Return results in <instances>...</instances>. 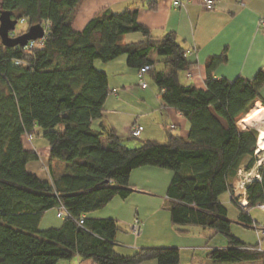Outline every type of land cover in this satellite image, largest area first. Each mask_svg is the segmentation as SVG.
<instances>
[{"label": "trees", "instance_id": "1", "mask_svg": "<svg viewBox=\"0 0 264 264\" xmlns=\"http://www.w3.org/2000/svg\"><path fill=\"white\" fill-rule=\"evenodd\" d=\"M82 1L0 0V12L10 11L29 27L40 23L46 32L32 48L8 47L0 38V264H59L75 256L96 264H179L176 247L119 253V220L93 215L115 197L128 198L134 192L131 173L144 166L172 172L167 209L174 226L180 231L210 228L226 237L227 248L208 253L211 264L264 259L257 245L234 235L220 199L228 191L233 195L231 181L242 165L250 170L257 160L259 130H242L235 117L257 100L264 104V67L252 79L216 78L212 72L227 60L223 51L207 60L205 88L184 84L181 73L194 63L175 33L154 39L138 20L137 9L105 10L77 30L72 17ZM156 4L149 0V7ZM136 32L146 39L123 42L125 35ZM123 55L138 71L152 66L147 73L164 101L190 124L187 137L170 131L164 143L147 139L130 147L129 138L114 128L93 127V121L103 117L110 93L108 74L96 62ZM157 64L164 68L157 69ZM40 136L50 149L45 178L28 169L41 156L27 147L26 138ZM54 162L64 164L60 173H55ZM259 171L261 180L247 186V207L232 197L239 207L238 221L247 227H260L248 211L264 201V166ZM62 208L66 214L59 216ZM52 209L61 223L40 227Z\"/></svg>", "mask_w": 264, "mask_h": 264}, {"label": "crops", "instance_id": "2", "mask_svg": "<svg viewBox=\"0 0 264 264\" xmlns=\"http://www.w3.org/2000/svg\"><path fill=\"white\" fill-rule=\"evenodd\" d=\"M135 9L138 10V20L150 28L154 39L173 32L180 44L188 50V59L194 65L181 73L184 84L205 88L208 77L207 60L211 56L221 55L223 51L227 52V60L212 72L216 78L233 80L242 76L252 79L264 67V0H215L212 9H206L201 0H192L180 7L173 6L172 0H157L156 8L149 7V0H83L74 12L72 25L75 29L82 30L91 18L105 10L121 13ZM145 39V36L136 32L125 35L123 42H140ZM96 66L108 74L110 93L104 105L103 117L93 121L94 128H114L120 136L129 138V141L135 139L130 132L136 124L143 127L139 137L142 141L160 140L159 138H165L170 131L183 137L188 136V120L164 101L162 92L150 73L145 76L148 86L141 88L139 71L128 66L125 55L107 63L97 61ZM156 68L163 69L164 66L157 64ZM260 95L264 98V85L260 89ZM103 141L107 142L106 137H103ZM26 143L27 147L38 150L41 156L40 160L29 163L28 169L43 178L47 177L45 165L47 166L49 158L48 143L39 137L26 138ZM53 165L55 173L63 170V163L54 162ZM171 177L172 172L165 168L144 166L134 169L130 176L134 192L126 199L115 197L93 215L113 217L126 225L116 236L115 249L119 253L133 254L142 248L156 246L176 247L180 250L179 264H211L208 253L212 249L227 248L226 237L213 229L188 227L185 231H180L173 226L170 217L165 218L161 214L160 217L157 214L155 221L150 219L152 213L168 210L167 189ZM236 178L231 181L232 186ZM159 192L166 197L156 200L155 196ZM226 193L232 200V193ZM142 195L149 197L146 202L149 210L144 209L145 200ZM220 199L223 202L222 196ZM246 201L248 203L247 199ZM256 209L262 211L258 207L249 208L248 211L256 221L255 225L261 226L264 221L253 214ZM54 210L45 213L40 227ZM239 212L232 217V221L243 228L237 231L233 229L234 235L248 245H257L264 252V238L259 240L257 228L247 227L238 221ZM134 217L141 218L142 231L139 235L134 234L131 229ZM54 222L51 224H55ZM49 226L52 225H46ZM185 253L189 256L185 257ZM60 263L96 264L92 259L79 256ZM142 264L158 262L149 260ZM230 264H264V259Z\"/></svg>", "mask_w": 264, "mask_h": 264}, {"label": "built area", "instance_id": "3", "mask_svg": "<svg viewBox=\"0 0 264 264\" xmlns=\"http://www.w3.org/2000/svg\"><path fill=\"white\" fill-rule=\"evenodd\" d=\"M189 1L190 0H172V4H173V6L180 7V6H183L184 3L189 2ZM201 2L206 9H212L215 6V0H201ZM262 24L264 26V19H262ZM43 39L30 41L26 47L32 48L35 46L36 42H38L39 40L41 42V41H43ZM19 64L23 65L22 62H19ZM151 69H152V66L148 65V64L142 66L139 69V77H140L139 86L141 88H146L148 86V83H147V80L145 79L146 78L145 76H146L147 72H149ZM142 131H143V127L136 124L132 127L131 134H132V136L138 137V136H140ZM259 170H258L257 174H254L251 170H247L249 172H246V171H244L243 167H241L238 170L237 178H239V182L236 183V181H235L233 183V197L237 198L239 203L243 207H247V204H248L246 201V199H247V193H246L247 186L251 182H253L254 180H261V174H260ZM242 189H244L243 192H242ZM244 201H246V204H243ZM257 207L264 212V201L262 203L258 204ZM65 214H66V210L62 208L61 211L59 212V216H64ZM82 223H83V220L80 221V224H82ZM131 229H132V232L136 235H139L141 233L142 227H141L139 219L134 220V223H133ZM257 235H258L259 240L264 238V224L257 228Z\"/></svg>", "mask_w": 264, "mask_h": 264}, {"label": "rangeland", "instance_id": "4", "mask_svg": "<svg viewBox=\"0 0 264 264\" xmlns=\"http://www.w3.org/2000/svg\"><path fill=\"white\" fill-rule=\"evenodd\" d=\"M29 28V26L28 25H25V24H23V23H18L17 24V26H16V30L14 31V32H12L11 33V36H18V35H20V34H23L27 29ZM160 65V64H159ZM150 81V80H149ZM256 103V102H255ZM255 103L253 104V106L255 105ZM252 106V107H253ZM246 113L247 112H243L242 114H241V116H245L246 115ZM237 123V122H236ZM241 129H242V127L240 126V125H238ZM250 129L252 128V127H249ZM41 140H45L44 138H41V137H39ZM160 140H157V141H159V142H161V143H164V142H166L167 141V138L165 137V138H159ZM141 141L142 140H140V138L138 139V138H135V139H133V140H130V141H128V140H126V142H127V144H128V146H130V147H135V146H138V145H140V143H141ZM33 142L34 143H36V141L35 140H33ZM131 143H133V144H131ZM255 156L257 157V160H256V162H255V164H254V166L250 169L254 174H257L258 173V170L261 168V167H263L264 166V150H262V151H260V152H255ZM242 167L244 168V171H246V172H249V171H247L246 169H245V164L244 165H242ZM243 171V172H244ZM239 177V176H238ZM236 183H238L239 182V178H237L236 180ZM232 188H233V186H232ZM143 197V200H145L144 201V203H145V206H144V209L145 210H149V208L147 207V205H146V202H147V198H149V197H147L146 195H142ZM166 197V195L165 194H160V192L157 194V196H155V198H156V200H160L161 198H165ZM233 197V196H232ZM222 199H223V204H225V206L227 207V209H228V216H229V218L230 219H232V217H235L236 215H237V213H238V211H239V207L237 206V204L235 203V202H232V200L230 199V197H229V194L228 193H224V194H222ZM54 211H52L51 213H50V215H48L49 217H48V219H45L44 221H43V223L41 224V227L43 228V227H46V225H54V224H51V223H53L54 221V223L56 224V222L57 223H61V218H58L57 216H56V212H54ZM143 213H145V211H143ZM157 214L159 215V217H160V214L162 215V216H164L165 218H169L170 217V212H169V210H163V211H161V210H159V212H154V213H152L151 214V217H150V219H151V221H155L156 220V218H157ZM253 214L254 215H258V217H261V220L262 221H264V212H260L258 209H256V210H254L253 211ZM135 218V217H134ZM140 218V217H139ZM141 219V218H140ZM52 221V222H51ZM142 223V222H141ZM121 224H122V226H121ZM233 226H232V230L234 229V230H240L241 228H243V227H238V225H237V222H234L233 224H232ZM120 226H121V229L123 228V229H125V227H126V225L125 224H123V223H120ZM174 226V225H173ZM239 226H241V225H239ZM193 228H195V227H193ZM196 228H202V227H196ZM202 229H204V228H202ZM204 230H212V229H210V228H206V229H204ZM242 230V229H241ZM257 240H258V238H257ZM157 247V246H156ZM186 254V256L185 257H188L189 256V254H187V253H185ZM65 261V260H64ZM61 264V263H60Z\"/></svg>", "mask_w": 264, "mask_h": 264}, {"label": "water", "instance_id": "5", "mask_svg": "<svg viewBox=\"0 0 264 264\" xmlns=\"http://www.w3.org/2000/svg\"><path fill=\"white\" fill-rule=\"evenodd\" d=\"M18 20L12 17L10 11L0 12V38L2 43L8 47L22 46L25 47L30 41L43 39L46 35L45 28L42 24H35L18 36H11L16 30Z\"/></svg>", "mask_w": 264, "mask_h": 264}, {"label": "bare ground", "instance_id": "6", "mask_svg": "<svg viewBox=\"0 0 264 264\" xmlns=\"http://www.w3.org/2000/svg\"><path fill=\"white\" fill-rule=\"evenodd\" d=\"M238 125L242 127V130L250 129L249 127L259 130L258 149L256 152L264 150V104L261 101H257L255 105L247 111L245 116L241 114L235 117ZM244 189H242V192ZM246 204V201L243 202Z\"/></svg>", "mask_w": 264, "mask_h": 264}]
</instances>
